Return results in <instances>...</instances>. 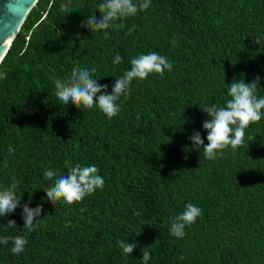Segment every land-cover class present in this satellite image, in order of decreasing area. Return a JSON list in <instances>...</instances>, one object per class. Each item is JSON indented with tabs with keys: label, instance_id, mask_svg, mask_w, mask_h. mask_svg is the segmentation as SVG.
Returning <instances> with one entry per match:
<instances>
[{
	"label": "trees",
	"instance_id": "trees-1",
	"mask_svg": "<svg viewBox=\"0 0 264 264\" xmlns=\"http://www.w3.org/2000/svg\"><path fill=\"white\" fill-rule=\"evenodd\" d=\"M100 2L38 0L0 63V188L15 176L21 205L43 208L30 233L22 207L0 217V237L28 241L20 254L11 241L0 244V264H143L142 251L148 264H264V118L245 130L243 146L215 160L189 139L199 131L207 144L201 107L224 106L234 78L259 76L264 96V0H151L107 37L83 24L101 18ZM150 52L172 70L133 80L112 119L55 96L53 81L78 65L95 68L111 93L131 59ZM66 159L95 165L105 183L80 202L53 205L43 173L66 174ZM187 203L202 214L176 238L170 221ZM121 240L136 243L130 255Z\"/></svg>",
	"mask_w": 264,
	"mask_h": 264
},
{
	"label": "clouds",
	"instance_id": "clouds-1",
	"mask_svg": "<svg viewBox=\"0 0 264 264\" xmlns=\"http://www.w3.org/2000/svg\"><path fill=\"white\" fill-rule=\"evenodd\" d=\"M151 5V0H102L97 6L101 18L92 15L83 22L92 33L104 32L107 37L109 28H123V21L129 17L137 15L138 12L146 11ZM62 13H70L67 3L60 4ZM129 29L128 33L134 30ZM172 44L177 43L176 38L172 39ZM256 44H261V38H255ZM122 57L117 54L112 63L118 65ZM130 70L123 72L120 78H116L112 86L111 93L107 91V85H101L94 78L95 68L76 66L72 69L70 76L66 80L55 79V96L63 105H75L78 109L98 108L108 119L115 117L120 111L117 103L120 98L131 94L133 80L147 79L150 74L163 75L164 72L171 71L173 64L167 57L156 52L140 54L130 61ZM260 86V77H255L251 83H245L244 79H233L227 88V99L224 106L216 104L204 105L202 111L207 113L209 119L203 122V129L207 132V144L201 137V133L196 131L189 137L192 145L197 150L202 149L203 156L208 160H215L218 155L223 154V150L231 147L235 151L238 146L245 143V130L250 124L259 122L264 118V96H257V89ZM99 94V95H98ZM139 118V117H138ZM249 140L253 138L249 137ZM15 149L11 146L9 154H14ZM7 162L5 161V166ZM67 167L66 174L57 176L53 170H45L43 177L45 180L53 181V186L45 190L48 202L63 201L71 205L82 201L86 196L93 194L97 189H102L104 179L98 174L95 165H73L70 159L65 160ZM11 184L0 188V217L13 213L18 207H22L21 217L24 220V228L32 232L34 225L40 220L43 208L41 206L29 207V203L21 205L20 198L16 195L19 182L15 176L11 177ZM83 211V209H82ZM202 214V209L193 203H187L182 212L173 217L170 221L169 233L176 238H183L185 227L195 223ZM139 216L140 213L136 212ZM15 220H8V228L15 227ZM11 241L13 254H20L24 251L28 243L23 235L14 237H0V244L7 245ZM123 253L130 255L137 247L136 243H129L123 240L117 242ZM150 253L142 251L143 264H148Z\"/></svg>",
	"mask_w": 264,
	"mask_h": 264
},
{
	"label": "water",
	"instance_id": "water-1",
	"mask_svg": "<svg viewBox=\"0 0 264 264\" xmlns=\"http://www.w3.org/2000/svg\"><path fill=\"white\" fill-rule=\"evenodd\" d=\"M38 0H0V63Z\"/></svg>",
	"mask_w": 264,
	"mask_h": 264
}]
</instances>
